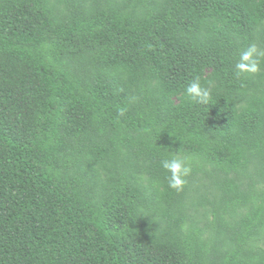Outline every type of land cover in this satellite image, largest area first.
<instances>
[{"label": "trees", "instance_id": "16d2710c", "mask_svg": "<svg viewBox=\"0 0 264 264\" xmlns=\"http://www.w3.org/2000/svg\"><path fill=\"white\" fill-rule=\"evenodd\" d=\"M252 44L264 0H0V264H264Z\"/></svg>", "mask_w": 264, "mask_h": 264}, {"label": "clouds", "instance_id": "9594fccd", "mask_svg": "<svg viewBox=\"0 0 264 264\" xmlns=\"http://www.w3.org/2000/svg\"><path fill=\"white\" fill-rule=\"evenodd\" d=\"M264 62V50L259 49L255 44L250 45L247 50L240 54L239 61L236 63V74H257L262 69ZM185 95L200 104H208L211 100V90L202 87L199 79L192 81L185 89ZM170 159L161 161L162 168L169 173L167 177L168 187L177 192L182 191L191 168L186 165V158L179 154H171Z\"/></svg>", "mask_w": 264, "mask_h": 264}]
</instances>
